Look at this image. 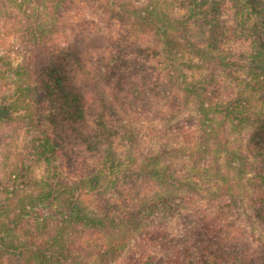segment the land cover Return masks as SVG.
<instances>
[{
	"label": "trees",
	"instance_id": "1",
	"mask_svg": "<svg viewBox=\"0 0 264 264\" xmlns=\"http://www.w3.org/2000/svg\"><path fill=\"white\" fill-rule=\"evenodd\" d=\"M71 3L0 0V264H264V0H88L95 61Z\"/></svg>",
	"mask_w": 264,
	"mask_h": 264
},
{
	"label": "rangeland",
	"instance_id": "2",
	"mask_svg": "<svg viewBox=\"0 0 264 264\" xmlns=\"http://www.w3.org/2000/svg\"><path fill=\"white\" fill-rule=\"evenodd\" d=\"M88 0H72L67 11L63 15V22H60V28L62 29L61 35L56 37V44L62 47L72 45V50L87 48L90 52L88 60L95 61L98 57V53L102 49H113L114 40L119 35V19L110 17L97 10L90 5H87ZM92 1V0H90ZM142 1V0H141ZM96 6V5H95ZM175 13L182 14L183 9L175 8ZM3 12H0V53L9 54L14 62H17L21 57L19 54H14V48L18 44L16 32L13 28V19L7 20L2 16ZM89 47V48H88ZM9 86L4 79L0 78V95L8 93ZM159 105L160 103L157 102ZM190 109L173 117V122L191 120ZM192 118V117H191ZM189 122V121H188ZM189 127V131H193L195 128V120L186 123ZM158 126L163 127L164 122H159ZM194 136L190 139L192 140ZM35 174L41 176L43 173V167L37 166ZM89 198H86L89 202Z\"/></svg>",
	"mask_w": 264,
	"mask_h": 264
}]
</instances>
